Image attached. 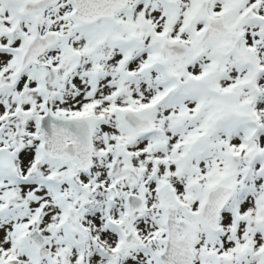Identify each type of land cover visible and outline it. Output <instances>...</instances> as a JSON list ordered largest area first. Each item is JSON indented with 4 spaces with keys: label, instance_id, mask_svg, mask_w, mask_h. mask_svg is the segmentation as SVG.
I'll list each match as a JSON object with an SVG mask.
<instances>
[{
    "label": "snow or ice",
    "instance_id": "snow-or-ice-1",
    "mask_svg": "<svg viewBox=\"0 0 264 264\" xmlns=\"http://www.w3.org/2000/svg\"><path fill=\"white\" fill-rule=\"evenodd\" d=\"M0 264H264V0H0Z\"/></svg>",
    "mask_w": 264,
    "mask_h": 264
}]
</instances>
